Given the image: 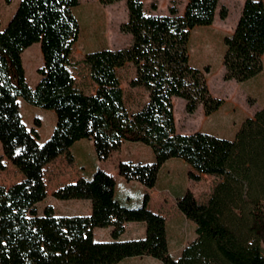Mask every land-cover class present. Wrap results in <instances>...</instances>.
<instances>
[{
    "label": "trees",
    "instance_id": "1",
    "mask_svg": "<svg viewBox=\"0 0 264 264\" xmlns=\"http://www.w3.org/2000/svg\"><path fill=\"white\" fill-rule=\"evenodd\" d=\"M124 1L128 19L120 31L131 36L121 49H101L85 56L95 85L85 93L70 71L80 25L73 14L79 0H20L0 31V172L6 162L21 175L10 187L0 186V264H119L133 257H152L163 264H264V107L245 119L234 139L208 133H178L174 99L193 115L199 107L210 116L224 100L210 93L203 70L191 64L192 31L214 23L219 0H187L183 14L175 6L168 15H147L145 0H99L104 6ZM156 10V6H152ZM228 16L221 7L219 17ZM39 43L43 66L38 84L25 77L22 54ZM224 80L247 82L264 69V3L246 0L233 33L224 38ZM131 64L132 88H142L148 101L135 112L125 103L118 69ZM51 110L56 125L39 142L14 102ZM93 142L98 161L105 162L123 143L152 149L153 163L121 161L118 173L146 188L156 185L162 165L170 159L191 167L189 178L216 176L219 182L206 202L191 191L177 198V207L195 225L196 238L178 259L169 252L166 219L148 208L149 194L139 207L115 198V179L102 169L80 177L53 193L57 200H88L89 216H57L53 206L38 212L48 196L46 167L64 156L72 165L73 145ZM126 223H143L145 237L122 241ZM96 228H110V241H97Z\"/></svg>",
    "mask_w": 264,
    "mask_h": 264
},
{
    "label": "rangeland",
    "instance_id": "2",
    "mask_svg": "<svg viewBox=\"0 0 264 264\" xmlns=\"http://www.w3.org/2000/svg\"><path fill=\"white\" fill-rule=\"evenodd\" d=\"M245 1L219 0V8L214 23L208 27H197L192 31L191 64L201 70L205 67L210 68V72L206 75L210 93L213 97L224 100V105L212 116H206L202 107H199L193 115H189L185 111V102L181 99H174V117L178 133L202 132L219 135L218 137L223 136V138L232 137L238 126L240 127L245 119L253 116L264 105V69L257 77L244 83L224 80V38L233 33ZM261 1L264 3V0ZM19 2L20 0H0V31L6 27L12 18ZM79 2L78 7L74 8L73 14L79 22L80 35L73 47L70 71L77 87L90 94L95 91V85L92 83L88 68L83 62L85 56L101 49L124 48L131 43L132 38L120 31L121 24L128 19L124 1L108 6L101 5L99 0H79ZM186 4L187 0H145L144 8L147 15H168L169 8L175 6L181 15L184 13ZM153 5L156 6V10L152 9ZM221 7H226L228 10V16L225 20L219 17ZM108 31H111L110 36ZM22 61L26 81L31 88H34L40 80L37 70L43 66L40 44L36 43L26 49L22 54ZM118 76L124 91L127 108L131 112L139 110L148 101V94L142 88L130 86L131 80L135 77L134 67L131 64L125 65L118 69ZM1 94L0 97L3 98L5 94L3 92ZM14 107L22 115L26 126L38 132L40 143L44 142L48 133L52 134L56 125V114L53 111L33 107L20 98H16ZM90 144L95 153L93 144ZM138 146H142L143 150L145 149L150 152L151 156H154L149 147ZM1 155L2 147L0 144ZM128 155L130 153L127 151H122L120 155L119 153L114 155L108 161V169L112 168L115 161L126 159ZM6 164L7 169L0 172V186L10 187L21 180V175L10 163L6 162ZM81 166L69 165L65 157L61 156L46 167L45 178L48 196L44 202L38 205L40 215L43 214L44 208L48 205L53 206L57 216H73L86 212L85 203H80L82 200L61 201L53 196L56 190L76 182L81 177ZM217 182H219V178L216 176L203 178L199 183L198 190H196L200 202L208 200ZM180 255L172 253L174 259H178ZM146 259L149 258H144V260ZM151 260H153L151 264H163L159 260ZM119 264H146V261H142L140 257H133L125 259Z\"/></svg>",
    "mask_w": 264,
    "mask_h": 264
},
{
    "label": "crops",
    "instance_id": "3",
    "mask_svg": "<svg viewBox=\"0 0 264 264\" xmlns=\"http://www.w3.org/2000/svg\"><path fill=\"white\" fill-rule=\"evenodd\" d=\"M263 107L264 105L258 110L262 109ZM238 129L239 126L235 130L232 137L224 138L229 140L234 139V136ZM50 136L51 133H48L44 142L47 141ZM87 141L80 140L76 142L71 148V153L74 157V162L72 165L74 167L82 165L81 177L86 176V178H90L97 169L104 170L115 179V198L120 204L126 207H139L143 202L144 195L149 194L150 200L148 203V208L154 213L161 214L166 219V233L170 255L172 256L173 252L182 254L186 246L196 238V235L195 225L192 222L188 221L186 217L179 211L177 207V198L184 195L187 191H191L194 194L195 198L199 201L200 198L196 190H198L199 183L203 180V178L210 175H202L201 181H193L189 178V172L192 169L187 163L180 159H170L162 165L158 174L156 185L153 188L149 189L137 181H126L118 173V164L122 160L143 164L153 163L155 161L154 153V156H151L150 152L146 151L145 149L143 150L142 146H138L143 144L134 142L123 143L121 149L117 152H114L110 159H112L113 156L117 153H119L120 155L122 151H127L130 153V155H128L126 159H118L114 162L112 168L108 169V161L110 159L105 162L98 161L96 152L94 153L90 144H93V142L89 140ZM80 203H85L84 205L86 206V212L75 214L73 216L91 215V202L88 200H82ZM189 229L190 232H188ZM110 233V228H96L94 230V237L97 241H110ZM145 233V224L126 223L125 233L120 237V240L129 241L141 239L145 237ZM140 258L142 261H146V264H151L153 261L151 260L153 259L152 257H148V260H144V258L146 257Z\"/></svg>",
    "mask_w": 264,
    "mask_h": 264
},
{
    "label": "bare ground",
    "instance_id": "4",
    "mask_svg": "<svg viewBox=\"0 0 264 264\" xmlns=\"http://www.w3.org/2000/svg\"><path fill=\"white\" fill-rule=\"evenodd\" d=\"M108 35H109V36L111 35V31H108Z\"/></svg>",
    "mask_w": 264,
    "mask_h": 264
}]
</instances>
